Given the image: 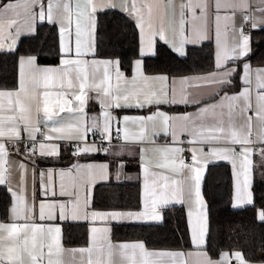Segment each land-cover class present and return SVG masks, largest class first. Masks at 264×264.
Listing matches in <instances>:
<instances>
[{
  "label": "snow or ice",
  "instance_id": "snow-or-ice-1",
  "mask_svg": "<svg viewBox=\"0 0 264 264\" xmlns=\"http://www.w3.org/2000/svg\"><path fill=\"white\" fill-rule=\"evenodd\" d=\"M117 12L138 30V58L130 64V76L119 58H97L98 14ZM45 22L58 31V63L52 65L41 63L49 54L39 47L38 29ZM249 25L264 31V0L179 5L175 0H0V55L13 57L16 69L13 87L0 88V187L10 195L9 222L0 221V264H190L193 257L194 264H252L238 250L222 251L218 259L209 254V215L201 191L208 164L226 161L235 179L232 207H255L253 178L264 169V67L253 68L248 59L253 51L252 34L245 31ZM22 37L37 46L21 54ZM213 38L211 71L181 77L146 73L145 58L156 57L161 42L186 58L188 45ZM90 100L99 104V117H88ZM162 105L195 110L170 114ZM124 109L150 111L121 115ZM90 133L96 137L91 143ZM59 142L70 144L75 157L137 155L140 207L93 208L95 185L111 178L108 162L40 171L43 199L38 203L33 167L29 199L28 165L59 158ZM13 155L28 163L10 159ZM123 168L124 161L117 160V179ZM14 172L19 174L15 187ZM176 206H187L195 252L113 241L112 222L163 224ZM256 219L264 224V207L256 209ZM66 221L87 223V246L65 247Z\"/></svg>",
  "mask_w": 264,
  "mask_h": 264
},
{
  "label": "trees",
  "instance_id": "trees-1",
  "mask_svg": "<svg viewBox=\"0 0 264 264\" xmlns=\"http://www.w3.org/2000/svg\"><path fill=\"white\" fill-rule=\"evenodd\" d=\"M100 27L97 39V58H119L121 69L130 74V64L138 58V32L133 22L124 14L100 13ZM39 47L49 53L41 58L42 64L58 63L54 50L58 47L57 29L49 24L39 26ZM118 36V38H117ZM37 46V41L22 37L19 44L21 54ZM210 44L187 48L186 58H178L171 50L160 43L156 57L145 58L147 74H168L186 76L204 74L214 67L213 51ZM251 61L264 65V31L253 33ZM15 60L8 55H0V88L11 89L15 82ZM164 109L182 110L178 107ZM103 154L72 155L71 147L61 150L59 158L37 160V166L64 167L75 163L103 160ZM258 159V158H257ZM264 169H257L252 191L255 207L231 208L232 177L226 163L207 166L202 181V195L207 204L210 239L207 245L213 259L223 252L241 251L252 263L264 261V224L256 219V209L264 207ZM92 206L97 210H126L140 207L138 183H113L95 185L92 193ZM9 195L0 187V218L6 216L10 203ZM184 207L176 206L167 211L163 224L112 225L113 241H140L150 250L185 251L191 248ZM63 243L65 247H82L87 244V223L63 222Z\"/></svg>",
  "mask_w": 264,
  "mask_h": 264
},
{
  "label": "crops",
  "instance_id": "crops-1",
  "mask_svg": "<svg viewBox=\"0 0 264 264\" xmlns=\"http://www.w3.org/2000/svg\"><path fill=\"white\" fill-rule=\"evenodd\" d=\"M175 2H176L177 5H179L180 3L184 2V0H175ZM121 14H123V13H121ZM236 20H237V24L239 25L241 23V18L239 16V14H237ZM43 24H47V23L45 22ZM249 27H250V25H249ZM250 29L252 31V37H253V33L256 32V31H258V30H253L251 27H250ZM137 32H138V30H137ZM57 35H58V31H57ZM169 37L171 38V32H169ZM203 44H210V46L212 47L211 48L212 51H213V62L212 63L214 64V53H215V40H214V38L212 40H209V41H204L202 44L188 45L187 48L200 47ZM174 55H176V54L174 53ZM99 59H101V58H99ZM248 59L250 60L253 68H256V67H264V65H255V64H253L252 61H251V55L248 57ZM127 75L130 76L131 75V72H130V74H127ZM149 75H157V74H149ZM193 75H197V74H193ZM193 75H186V76H193ZM172 77H181V76H172ZM236 90H239V89L237 88ZM164 107H165L164 105L161 106V108L164 111H166V112H168L170 114H178V113H183L185 111L192 112V111L195 110L194 107L185 108L182 105L181 106H173V107H171V108L178 107V108L182 109V110H177V111H168V110L164 109ZM168 108H170V107H168ZM148 111H150V110H143V112H141L140 110H137V109H124L121 112V115H123V114H128V115L147 114ZM86 112H87V115H88L89 118H91V117H99V114H100L99 104L95 100H90L89 103H88ZM94 140H95L94 137L90 133L89 134V143L93 142ZM162 142L163 141H161V143ZM59 143H60L61 150L63 148H65V147H68L69 146V144L67 142H59ZM114 143H115V141H114ZM129 147L135 149V145H130ZM71 151H74L73 148H71ZM10 159H12V160H23L25 163H28L27 160H25L23 157H20V156L13 155V156L10 157ZM117 160L124 161V168L121 171V174H120V178L119 179L116 178V161ZM93 162H95V163H102V162H108V163H110L111 178L108 181H106V182H100L98 184H104V183H108V182H113V183H138L139 184V195H140V201H141V195H142V190H143V181H142V173H141V169H140L139 157L137 155H128L127 153L125 155L121 156V157H109V156H105L104 155V159L103 160L82 162L80 164L93 163ZM215 163H226L229 166V169H230V172H231L230 175L232 177V188H231L232 189V197H231V202H230L231 203V208L234 209V210L244 208V207H241V208H233L232 207L233 202H234V194H235V179H234V176H233V172H232L231 165L228 162H226V161H216ZM210 164H214V163H209L208 165H210ZM72 165L64 166V167H54V166H46L45 167V166H37V164L35 166L29 164L28 165L29 166L28 192H27L28 198L31 199V196H32V174H31V169L33 167L36 168V172H37L36 185L35 186H36V196H37V203H38L40 199H43V197L40 196V178H39V172L40 171H44V170L49 169V168H51L53 170H56V171L61 170V169H68ZM205 173H206V170H205V172H204L203 175H205ZM18 175L19 174L16 173V172H14V174H13V176H14L13 186L14 187H15L16 182L18 180ZM203 178H204V176H203ZM202 181H203V179H202ZM98 184H96V185H98ZM5 191L7 192L6 189H5ZM92 193H93V191H92ZM7 194L9 195L8 192H7ZM8 197L10 198V195ZM56 198L57 199H67L66 197L65 198L56 197ZM245 207H247V206H245ZM184 209H185V215H186V213H187V206H184ZM101 211H106V210H101ZM186 218H187V215H186ZM0 221L9 222L8 221L7 214H6V216H5L4 219H1L0 218ZM66 222H71V221H66ZM186 222H187V219H186ZM76 223H86V222H76ZM146 223L147 224H156V223H152V222H134V223L124 222V223H119V224H126V225L136 224V225H141V224H146ZM98 224H99V222H98ZM114 224H118V223L112 222V225H114ZM88 227L89 226L87 225V238H88ZM189 240H190V235H189ZM114 242H140V241H114ZM190 245H191V248H189V250H185L184 251L185 253H187L189 251H192V252H195L196 251V249L194 248V246L191 244V241H190ZM85 246H87V244ZM66 248H71V247H66ZM175 251H180V250H175ZM218 258H219V256H218ZM218 258H215V259H218ZM194 260H195L194 257L191 258L190 259V264H194ZM252 264H255V263H252Z\"/></svg>",
  "mask_w": 264,
  "mask_h": 264
},
{
  "label": "built area",
  "instance_id": "built-area-1",
  "mask_svg": "<svg viewBox=\"0 0 264 264\" xmlns=\"http://www.w3.org/2000/svg\"><path fill=\"white\" fill-rule=\"evenodd\" d=\"M245 31H246V32H250V33L252 34V31H251V29H250L249 26H247V27L245 28ZM94 139H96V137H94ZM69 146H70L71 148H73L70 144H69ZM185 147H187V145H185ZM73 150H74V148H73ZM184 155H185V157H186V162H187V163H190V162H191V154H190L189 152H185ZM233 264H235V261H233Z\"/></svg>",
  "mask_w": 264,
  "mask_h": 264
}]
</instances>
